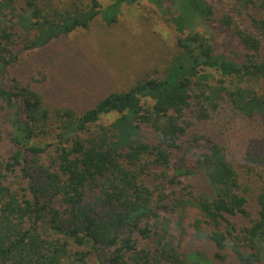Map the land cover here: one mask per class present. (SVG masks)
Returning <instances> with one entry per match:
<instances>
[{
  "label": "trees",
  "instance_id": "16d2710c",
  "mask_svg": "<svg viewBox=\"0 0 264 264\" xmlns=\"http://www.w3.org/2000/svg\"><path fill=\"white\" fill-rule=\"evenodd\" d=\"M138 1L0 0V264H264V0H148L178 34L163 76L85 110L21 78L23 55Z\"/></svg>",
  "mask_w": 264,
  "mask_h": 264
},
{
  "label": "rangeland",
  "instance_id": "374dc122",
  "mask_svg": "<svg viewBox=\"0 0 264 264\" xmlns=\"http://www.w3.org/2000/svg\"><path fill=\"white\" fill-rule=\"evenodd\" d=\"M99 1L106 8L113 0ZM120 10L122 12L115 23L108 24L98 16L89 28H79L63 37L59 44L63 53H59L58 49H54L56 45H53L40 53L36 52V56L23 55L25 60H31L32 63L19 65L21 78L27 76L26 79L35 85L43 84L40 86L43 92L54 98H49V103L70 102L75 107H80L79 110H85L109 91L127 89L139 77H145L146 74L163 76L169 59L177 50L178 34L169 17L148 0L124 4L122 8L120 6ZM212 29L218 51L231 53L240 50L232 31L220 26ZM66 66L69 67L70 74ZM10 71L20 77L17 70ZM41 72L48 76L44 83ZM55 73L60 78L56 84L63 86L59 92L66 90L65 97L54 94L47 86L48 79ZM5 79L6 77L0 76L1 84L5 83ZM54 89L59 90L58 87ZM1 103L0 101V156L7 158L16 149L12 140L15 128ZM231 129V141L239 145L238 137L233 139V132L238 134L242 130V124L235 121L231 124ZM252 144L258 147L259 141H253ZM241 148L242 146L239 149ZM12 177L18 180L16 175ZM188 216L187 227L193 219L189 214ZM188 230L192 231L190 227ZM197 247L198 250H204L199 245L194 249Z\"/></svg>",
  "mask_w": 264,
  "mask_h": 264
}]
</instances>
